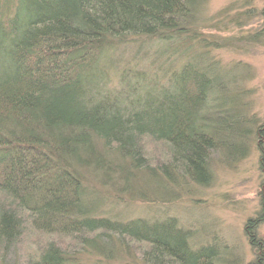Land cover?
Segmentation results:
<instances>
[{
  "label": "trees",
  "instance_id": "trees-1",
  "mask_svg": "<svg viewBox=\"0 0 264 264\" xmlns=\"http://www.w3.org/2000/svg\"><path fill=\"white\" fill-rule=\"evenodd\" d=\"M196 6V0H0L1 262L101 264L84 262L78 252L110 259L125 249L146 264L215 263L216 249L192 248L174 218L120 221L86 207L88 183L114 186L129 164L141 165L143 139L162 144L164 179L172 180V169L199 184L210 178V155L223 136L210 129L206 97H221L226 83L197 60L204 55L190 54L189 41L200 39L192 28ZM260 14L263 26L247 40L264 46V6ZM123 41L133 45L131 58L119 53ZM153 41L156 58L172 49L164 82L146 78L136 61L128 64L149 55L144 47ZM227 103L220 116L228 115ZM256 134L264 173V123ZM117 158L128 162L118 165ZM255 223L248 219L245 233L259 248ZM129 241L143 248L132 254Z\"/></svg>",
  "mask_w": 264,
  "mask_h": 264
},
{
  "label": "rangeland",
  "instance_id": "rangeland-1",
  "mask_svg": "<svg viewBox=\"0 0 264 264\" xmlns=\"http://www.w3.org/2000/svg\"><path fill=\"white\" fill-rule=\"evenodd\" d=\"M196 1L192 28L197 29L195 33L200 39L189 41L190 54L193 58L197 54L204 55L197 60L211 66L226 83L221 85V97L211 94L206 97L204 112L214 118V125L208 121L210 129L223 136L218 137V152L212 151L210 155V178L205 184H199L172 169V180L164 179L158 169V162L165 159L162 144L143 139L141 165L129 164L114 186L106 187L104 181L88 183L91 192L87 193L86 207L95 215L112 220L139 218L154 222L174 218L188 233L192 248L212 246L216 249L214 264H255L259 258L264 264V173L259 169L256 134L258 125L264 123V46L247 40L249 34L263 26L260 10L264 0ZM233 18L238 24L232 23ZM238 35L241 38L236 37ZM157 45L156 41L148 42L144 51L149 55L128 64L134 65L136 61L139 69L147 71L146 78L157 76L164 82V70L172 65L169 58L172 49L164 47L165 54L156 58L153 54ZM132 46L123 41L119 53L131 58ZM225 102H228L224 106L228 115L223 117L217 110ZM225 122L228 128H224ZM127 162L117 158L116 164ZM248 219H256L253 226L255 238L261 242L259 248L249 243L245 233ZM54 239L62 244L70 242L68 238L55 236ZM102 241L101 246L113 256L106 259L87 251L78 252L84 262L146 264L137 255H125V249L110 253L112 247L107 240ZM127 244L132 254L143 248L139 243L129 241ZM15 256L20 258L18 254ZM6 261L14 263L12 258ZM0 264L4 263L0 261Z\"/></svg>",
  "mask_w": 264,
  "mask_h": 264
}]
</instances>
